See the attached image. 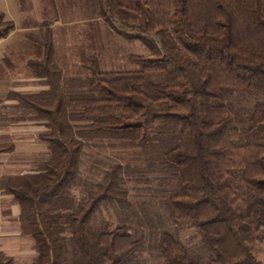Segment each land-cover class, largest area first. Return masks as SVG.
<instances>
[{
	"label": "trees",
	"instance_id": "trees-1",
	"mask_svg": "<svg viewBox=\"0 0 264 264\" xmlns=\"http://www.w3.org/2000/svg\"><path fill=\"white\" fill-rule=\"evenodd\" d=\"M96 1L111 27L115 18L139 30L117 32L150 53L129 55L134 70H104L92 54L84 89L69 93L49 37L30 61L48 88L9 92L44 121L49 153L33 172L0 176V194L19 205L21 234L34 242L23 264H132L142 237L90 224L104 202L127 200L123 166L110 164L83 199L69 198L85 146L105 140L149 153L142 159L169 174L172 219L201 236L205 253L193 254L164 230L161 264H262L252 244L264 234V0ZM14 30L0 8V40ZM15 148L0 141V156ZM0 264L17 263L0 252Z\"/></svg>",
	"mask_w": 264,
	"mask_h": 264
},
{
	"label": "rangeland",
	"instance_id": "rangeland-1",
	"mask_svg": "<svg viewBox=\"0 0 264 264\" xmlns=\"http://www.w3.org/2000/svg\"><path fill=\"white\" fill-rule=\"evenodd\" d=\"M6 17L15 22L9 42L10 47L16 45V48L15 53L9 52L6 56V62L8 59L10 62L7 63V84H3L6 89L0 91V141H12L16 148L0 156V176L33 172L49 156L47 143L39 137V133L46 130L44 121L8 98L10 90L37 91L47 86L46 80L26 78L32 74L26 61L37 55L31 46L39 45L42 56L47 40L51 38L56 48L55 61L65 73L64 85L69 93L84 89L82 79L88 76L92 54L99 58L104 70H134L137 65L129 55L150 53L140 40L127 39L117 32L125 30L139 34V30L125 28L115 18L112 20L114 27H111L103 19L96 0H35L29 8L11 10ZM247 97V104L256 101L255 97ZM147 154L144 150L124 147L120 141L87 144L69 198L83 199L105 169L119 163L125 175L127 200L104 202L92 217L91 227L111 230L125 225L134 236L142 237L143 242L135 252L132 264L163 262L159 241L164 230L181 239L191 253L204 254L198 231L172 219L164 203L169 174L142 159V156H150ZM19 213L20 207L12 196L0 194V252L12 256L17 264L30 263L36 256L34 242L31 237L21 234L17 220ZM252 248L256 258L264 264V234Z\"/></svg>",
	"mask_w": 264,
	"mask_h": 264
},
{
	"label": "crops",
	"instance_id": "crops-1",
	"mask_svg": "<svg viewBox=\"0 0 264 264\" xmlns=\"http://www.w3.org/2000/svg\"><path fill=\"white\" fill-rule=\"evenodd\" d=\"M34 1L35 0H0V8L7 15V12L10 11V13H11V10H16V9H20V8H25V9L29 8L31 6L32 2H34ZM48 1H50V0H48ZM12 33L13 32H11L6 38L0 40V91L6 89V86L3 84H7V81H6L7 77L6 76L9 73V70H8L9 68L7 67V63L9 64L10 59H8L6 62V56L7 57L9 56V52L15 53L16 45H12L10 47V42H9L10 41L9 39L11 38ZM31 47L33 49H35V53H37V55H35L34 57H32L31 59H28V61H26V63L29 65L30 69L32 70V74L28 75L26 78L28 80H33V81H36L38 79L46 80V78H44V77L37 76V74L35 73L33 68L30 66V61L39 60L44 56V55L41 56V54H40V51L42 50V48H40L39 45L36 46V48L34 46H31ZM55 50H56V48L54 46V53H55ZM31 52H32V50H31ZM15 77L18 78L21 76H15ZM46 84H47V82H46ZM47 88H48V85L41 90H44ZM41 90L25 91V92L22 90H10V91H15V92H20V93H36V92H39Z\"/></svg>",
	"mask_w": 264,
	"mask_h": 264
}]
</instances>
